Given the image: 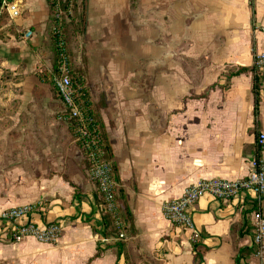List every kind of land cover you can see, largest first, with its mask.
Instances as JSON below:
<instances>
[{
    "label": "crops",
    "instance_id": "0c3cea01",
    "mask_svg": "<svg viewBox=\"0 0 264 264\" xmlns=\"http://www.w3.org/2000/svg\"><path fill=\"white\" fill-rule=\"evenodd\" d=\"M78 1L86 27L68 31L74 70L112 152L127 237L102 242L97 187L64 104L42 79L56 59L48 0H11L14 19L0 9V214L40 203L28 219L61 224L57 264H264L254 245L264 195L201 199L197 244L163 215L200 181L251 171L264 132V70L254 67L264 0ZM11 244L0 239V260Z\"/></svg>",
    "mask_w": 264,
    "mask_h": 264
},
{
    "label": "built area",
    "instance_id": "2783aa9c",
    "mask_svg": "<svg viewBox=\"0 0 264 264\" xmlns=\"http://www.w3.org/2000/svg\"><path fill=\"white\" fill-rule=\"evenodd\" d=\"M56 1V25L52 28L55 35V44L58 52L57 73L53 76V84L57 90L67 112V120L70 124L73 139L82 150L88 162V172L95 183L99 194L102 196L106 209L115 221L118 235L112 238H102L103 243L115 240H124L126 237L123 218L120 214L117 199L118 185L114 180L111 163L106 160L103 149V139L100 125L90 107L89 97L85 87L79 86L74 81L71 69V61L68 53L65 33L62 27L64 11L59 0ZM1 11L6 12L11 19L19 16V8L16 3L9 0H1ZM71 14V8H68ZM264 33V26L262 28ZM28 31L25 38L31 37ZM257 71L264 70V51L258 54L254 60ZM258 154L250 162L251 171L245 179L229 181L225 179L203 180L187 188L183 195L175 200L165 203L163 215L173 226L189 232L190 241L197 244L200 241L192 210L203 198H212L221 201L238 199L243 195H252L260 199L264 195V160L259 157L264 153V132L259 133L256 139ZM39 204H29L7 209L0 214V239L10 243H20L25 239L54 245L60 240L62 226L59 222L46 225H38L28 219L39 208ZM102 212V206L100 204ZM255 234L254 245L257 248L256 256L262 257L264 253V214L258 211L254 214Z\"/></svg>",
    "mask_w": 264,
    "mask_h": 264
},
{
    "label": "trees",
    "instance_id": "16d2710c",
    "mask_svg": "<svg viewBox=\"0 0 264 264\" xmlns=\"http://www.w3.org/2000/svg\"><path fill=\"white\" fill-rule=\"evenodd\" d=\"M48 2H49L50 10H51V15L53 17L52 25L54 27V25H56V22L54 20V16L56 14V1L55 0H48ZM59 2H60L61 9L64 11V15L62 17V27H63L64 33H65V35L67 37L69 56H70L71 60H73L72 52L70 50V45H69L68 31H69L70 27L74 25V26H76V30L81 32V34H84L85 27H86V12H85L86 4H85L84 1H80L79 2L78 0H59ZM69 5H70V8H71V14H72L71 16L68 15V6ZM0 9H1V0H0ZM1 14H2L1 16L4 15L3 13H1ZM51 34H52V40H53V42H55L56 37H55V35H53V31L52 30H51ZM54 50H55V53H56V55L58 57L57 48L54 49ZM57 67H58V64H57ZM75 74H76V71L74 70V76H75ZM79 76H80V78L78 77L79 80L77 78L79 83L77 82V84H79V86H81V87H85V85H84L85 83L82 82L84 79L82 80V76L80 74H79ZM256 83H258V79L255 77L254 91H255V95H258L257 94V84ZM85 91H86V89H85ZM57 94H58V92H57ZM59 98H60V96H59ZM100 131H101L102 139H103V149H104V152H105V158H106L107 161H109L111 163V166H112V169H113L114 180L117 183L116 169H115V166H114V163H113L112 152H111V149L109 147L108 141H107V139H106L101 127H100ZM86 162H87V160H86ZM87 167L89 168L88 162H87ZM97 193L99 194L98 190H97ZM99 196H100V201L99 202H100V204L102 206V217H103V221L105 223V231L103 232V234H105L106 238H108L107 235L110 234V233L114 234L116 236V235H118V233H117L115 221L112 218V216L110 215V213L108 212V210L106 209L105 202H104L102 196L100 194H99ZM119 210H120V208H119ZM120 214H121V212H120ZM123 224L125 226V232H126V237H127V228H126V220L125 219H123ZM122 242H123V240H119V241H116L113 244H117L119 246H122ZM236 263L240 264V257L236 258Z\"/></svg>",
    "mask_w": 264,
    "mask_h": 264
},
{
    "label": "rangeland",
    "instance_id": "374dc122",
    "mask_svg": "<svg viewBox=\"0 0 264 264\" xmlns=\"http://www.w3.org/2000/svg\"><path fill=\"white\" fill-rule=\"evenodd\" d=\"M68 8H70V5L68 6ZM68 15L71 16L72 14H68ZM5 19L3 20V22L6 21ZM1 26L2 24L0 22V27ZM65 40L67 42L66 35H65ZM53 45H54V49H56L55 42H53ZM67 48H68V43H67ZM68 53H69V49H68ZM70 61H71V69H72L74 81H76L77 83L80 76L79 73L77 72L74 76V65L72 62L73 60H71L70 58ZM57 62H59L58 57L55 59L53 66L44 70L41 74L43 77L42 78L43 81L51 86H54L52 80H53V76L57 73V68H58ZM11 245H14L16 250L14 251V253L11 254L9 253L7 255V258H5L4 260H0V264H57L60 262V258L56 253V247L54 248L53 245H46L33 240H25L17 244L12 243Z\"/></svg>",
    "mask_w": 264,
    "mask_h": 264
},
{
    "label": "water",
    "instance_id": "95a60500",
    "mask_svg": "<svg viewBox=\"0 0 264 264\" xmlns=\"http://www.w3.org/2000/svg\"><path fill=\"white\" fill-rule=\"evenodd\" d=\"M11 2V0H9Z\"/></svg>",
    "mask_w": 264,
    "mask_h": 264
}]
</instances>
